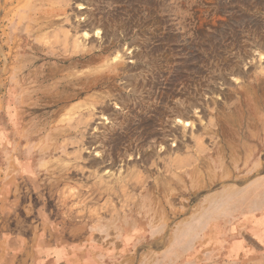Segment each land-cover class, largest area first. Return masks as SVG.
<instances>
[{"label": "rangeland", "instance_id": "obj_1", "mask_svg": "<svg viewBox=\"0 0 264 264\" xmlns=\"http://www.w3.org/2000/svg\"><path fill=\"white\" fill-rule=\"evenodd\" d=\"M4 1L0 264H264V0ZM123 98L163 146H107Z\"/></svg>", "mask_w": 264, "mask_h": 264}, {"label": "bare ground", "instance_id": "obj_2", "mask_svg": "<svg viewBox=\"0 0 264 264\" xmlns=\"http://www.w3.org/2000/svg\"><path fill=\"white\" fill-rule=\"evenodd\" d=\"M39 2H40V4H41V11H38V12H40V17H42L43 19H45V21H46V19L48 18H52L53 17V15L55 14V11H53V6H54V4H52L51 3V5H50V3H47L46 1L47 0H38ZM64 0H62V1H60V3L61 2H63ZM5 3L7 2V1H4ZM25 2V4L27 3L26 2V0H10L9 1V3H6V6H11V5H14V4H16L17 6H20L22 3H24ZM37 2V1H36ZM53 2V1H52ZM50 5L49 6V8H51V9H47V8H44L46 5ZM35 5V4H34ZM56 5V4H55ZM60 5V4H59ZM23 7V6H22ZM55 8V10H57V8L56 7H54ZM40 9V8H39ZM50 10V11H49ZM66 13V12H65ZM34 14V17L32 18V19H28V21H27V23H29V25H30V27L31 28H33V30L35 31V33H40V34H42V32H43V30L45 29V28H47V26L49 25L48 23L47 24H42L41 22H39V19L40 18H37L38 16H39V13L37 14L36 12L35 13H33ZM33 16V15H32ZM24 21H25V17H24V14L23 13H21L20 15H19V18H18V22H16V24L15 25H17V27H20V29H24V26L26 27V24L24 25ZM42 21V20H41ZM62 21V20H61ZM54 22V21H53ZM57 22V21H56ZM55 23V22H54ZM57 23H59V22H57ZM50 24H53V23H50ZM62 25V24H61ZM55 27V26H54ZM96 27V26H95ZM48 28H49V26H48ZM51 28V27H50ZM59 29V28H58ZM47 31V30H46ZM99 31V30H98ZM59 33H62V32H60L59 31ZM67 33V32H66ZM64 34V33H63ZM68 34V33H67ZM55 37V36H54ZM70 37V36H69ZM72 37V36H71ZM74 37V36H73ZM56 38V37H55ZM66 38V37H65ZM44 38H42V40H43ZM64 39V38H63ZM60 40V39H59ZM66 40V39H65ZM76 39L74 38L73 39V41H75ZM71 41V40H70ZM65 42V41H64ZM66 43V42H65ZM74 43V42H73ZM72 43V44H73ZM79 43V42H78ZM80 43H82V42H80ZM71 44V43H70ZM56 45H58L57 43H56ZM35 46V50H38L40 53L41 52H45L46 50H48V51H50L49 49H47V48H44L43 46H41V45H38V46H36V45H34ZM74 46V45H73ZM57 47V46H56ZM64 47V46H63ZM79 47V46H78ZM58 48H59V46H58ZM77 48V47H76ZM76 48H75V50H74V54H77V53H79V50H78V48H77V50H76ZM55 49V48H54ZM70 49H72V45H71V48ZM66 50V49H65ZM81 50L83 51V49L81 48ZM72 51H73V49H72ZM71 51V52H72ZM87 51V50H86ZM76 52V53H75ZM84 52H85V50H84ZM60 53V52H59ZM65 53H66V51H65ZM73 53V52H72ZM86 53V52H85ZM69 55V54H68ZM134 90H135V92H136V90H139L137 87H135L134 88ZM126 101H128V104L130 105L131 104V106H130V112L132 113V114H130L128 117H122V115L121 114H114V116L116 117V119H117V121H116V126H115V128H113L114 129V131H113V133H108V130L106 131H104V132H101L102 133V135L104 134V135H106L107 133L109 134V137L108 138H106V140H108V143H107V146L109 145L110 147H112V149H115V148H118V147H122V149H121V147H120V149H121V151H120V153L121 154H125L124 153V150H125V148H123L124 147V145L126 144V143H128V141H129V139H133V138H136V136H138L137 137V139H139V138H141L140 139V141L138 142V144H140L141 145V147L138 149V147L137 146H134V148H133V152H135V151H137V150H144L148 145H150V144H155V143H159L161 146H163V143H162V137L161 136H159L158 135V133L157 132H151L153 129H154V127H156V125L158 126V122L157 121H159V118H160V121H161V119L163 120V115H161V112H160V106H161V104H159V105H157V107H156V109L155 110H153V111H150L149 109H146V108H143L142 107V105H140V108H136V107H132V106H136L137 105V103H130V101L127 99V98H123L122 99V103H123V105L121 106V108H123L124 107V103L126 102ZM67 104V103H66ZM68 105V104H67ZM82 106H75V107H73V108H71L70 110H68V112H67V117L69 118V119H71V118H73L74 116H76L77 115V112H80V111H82ZM93 108V107H92ZM105 109V108H104ZM64 110V109H63ZM103 110V109H102ZM67 111V110H66ZM111 110H109V109H105V112H110ZM154 112V114H157L156 116L154 115H152V113ZM157 112V113H156ZM167 112V111H166ZM173 113H175V110H173L172 111ZM187 114V111L186 110H182V111H178L177 112V114L176 115H178L177 117H176V121H177V125H178V123L179 124H182V125H184V127L186 128V127H191V126H193V124L191 123V122H188L187 120H182V118H185L186 115ZM152 116H153V119L154 120H156V121H154V120H152ZM168 116V115H167ZM86 116L84 115V118H85ZM122 117V119H120ZM178 117H181V118H178ZM88 118V117H87ZM61 119V118H60ZM67 119V118H66ZM109 119V118H108ZM65 120V119H64ZM164 120H166V119H164ZM57 122V121H56ZM156 122V123H155ZM63 123V122H62ZM90 127V126H89ZM71 129H73V128H71ZM60 131H61V134L62 133H64V132H66V133H68V132H72L70 129H68V128H63V129H60ZM74 132H78V131H74ZM83 132V131H82ZM57 137V136H56ZM83 143V142H82ZM85 144H87V143H85ZM87 146V145H86ZM136 147V148H135ZM80 149V148H79ZM84 149V148H83ZM163 148H161V150H162ZM127 150V149H126ZM81 153V152H80ZM83 153V152H82ZM80 155V154H79ZM81 156V155H80ZM97 158V157H96ZM101 160H99V159H97L95 162H93L92 163V165H94V166H96V165H99L101 162H104V157H103V155H101V158H100ZM144 162V161H143ZM172 162H175V160L174 161H172ZM102 164V163H101ZM90 164H88V166H89ZM63 167H65L64 165H63ZM197 168V167H196ZM47 173V172H46ZM138 176H140V174H138V173H136ZM65 175V174H64ZM62 176V175H61ZM175 174H172V175H170V178H171V181H172V185H173V181H174V179H175ZM59 177V176H58ZM112 178V177H111ZM165 178V177H164ZM182 178V177H181ZM102 179V178H101ZM125 179L126 178H120V177H118V178H116V181H115V184H123V182H125ZM161 181V180H160ZM185 182V181H184ZM132 183V184H131ZM127 182V184H126V186H132V189H136L137 187H138V185L136 184V183H133V182ZM167 185H164V187L163 188H165V189H169V187H172V185H169V183H166ZM177 184H178V182H177ZM179 185V184H178ZM158 186H160V185H157V187ZM61 187V186H60ZM162 188V189H163ZM173 188H170L169 190H172ZM160 191V190H159ZM156 192H158V191H156ZM175 192V191H174ZM163 193H165V191H164V189H163ZM262 193V192H261ZM161 194V193H160ZM155 195H157V193L155 194ZM170 196V195H169ZM172 196V195H171ZM170 196V197H171ZM164 200V199H163ZM154 208H156V210H159L160 212H162L163 211V208L162 207H159V205L158 206H154ZM263 208V207H262ZM176 210V209H175ZM246 210V209H245ZM262 210V209H261ZM171 211V210H170ZM166 213V212H165ZM156 217V216H155Z\"/></svg>", "mask_w": 264, "mask_h": 264}]
</instances>
